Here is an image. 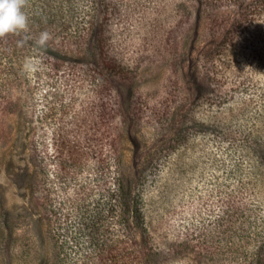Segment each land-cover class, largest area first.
Wrapping results in <instances>:
<instances>
[{
  "label": "rangeland",
  "instance_id": "obj_1",
  "mask_svg": "<svg viewBox=\"0 0 264 264\" xmlns=\"http://www.w3.org/2000/svg\"><path fill=\"white\" fill-rule=\"evenodd\" d=\"M107 1L114 6L109 5L106 13L110 24L103 33L107 37L104 43L94 42L93 37L91 42L86 36L69 35L77 28L87 32V22L79 23L87 0H75L70 12L73 16L68 23L63 21L66 30L49 31L53 39L43 55L21 50L9 74L1 71L0 93L5 98L0 100V264H31L33 246L37 251L35 264H45L47 259L44 225L35 203L40 185L31 161L33 140L41 137L45 153L51 154L57 144L61 148L58 139L68 140L64 134L70 127L69 138L78 140V157L85 164L103 163L115 145L130 174L135 142L150 143L167 134L161 131L160 116L175 109L176 116L196 97L195 90L201 91L192 85L190 75L201 80L205 41L216 24L237 8L235 0ZM99 14L98 19L103 15ZM51 26L61 30L64 24L61 20ZM260 28L253 24L239 29L230 52L216 67L221 89L235 88L239 83L251 87L264 79ZM13 37L12 43L21 39ZM16 47L12 45L7 51H16ZM112 56L131 71L123 79L120 95L115 96L99 89L97 73L89 71L100 68L102 58ZM26 59L36 62L30 72L23 71ZM202 81L208 91L212 83ZM117 95L122 96L119 104ZM199 103L197 121L220 119L217 105L202 99ZM135 109H139L138 119L131 125ZM63 125L67 127L61 128ZM228 181L227 190L238 185ZM214 185H204L199 198L197 193L191 194L193 191L176 197L177 211L168 229L172 250L169 260L161 264H264V235L260 230L264 228V203L256 224L238 218L233 229L225 231L226 224L217 218L221 200L215 196L216 189L212 191ZM257 250L258 258L254 254Z\"/></svg>",
  "mask_w": 264,
  "mask_h": 264
},
{
  "label": "trees",
  "instance_id": "obj_2",
  "mask_svg": "<svg viewBox=\"0 0 264 264\" xmlns=\"http://www.w3.org/2000/svg\"><path fill=\"white\" fill-rule=\"evenodd\" d=\"M74 1L29 0L25 11L29 16L30 43L17 46L12 43L11 34L0 39V74L2 70H5L3 75L9 74L15 55L21 50L43 55L46 49L36 46L34 37L44 30L54 34L64 32L67 24L63 21L68 23L73 16L70 12H73ZM110 3L87 0V7L79 18V23L87 22V32L77 28L69 35L86 36L90 41L93 37L94 42L104 43L107 37L103 33L110 24L106 13L109 14V5L114 6ZM235 5V13L216 24L205 41L201 80L190 75L192 85L201 91L195 90L196 97L176 116V109L172 114L167 113L168 116H160L161 131H168L167 134L150 143L135 142L130 174L115 145L109 148L103 163L85 164L78 157V140L69 138L70 127L64 134L68 140L58 139L61 148L57 144L51 154L45 153L41 137L33 140L31 161L40 185L35 203L40 209L47 241L45 264H161L168 261L172 250L168 229L177 211L176 197L193 191L191 194L197 193L199 198L202 188L209 183L215 184L212 191L216 189L215 196L219 195L221 200L217 218L221 224H226L225 231L232 230L238 218L256 224L262 217L264 79L251 87L239 83L235 88L223 90L218 84L221 81L216 76V67L230 52L239 29L261 25L264 40V0H235ZM99 13L103 14L100 19L97 18ZM61 20L63 29L51 26ZM12 45L17 46L16 51H7ZM99 63L100 68L91 67L89 71L92 75L97 73L99 89L102 87L115 96L131 71L114 57L102 58ZM203 79L212 83L208 91L204 90ZM4 98L0 93V100ZM121 98L117 95L118 104ZM201 99L221 109L220 119L197 121L196 110ZM138 110L132 115L131 125L137 122ZM198 135L203 137L197 138ZM228 179L237 182L235 189L227 190ZM193 181L194 185L190 186ZM225 245H228L227 240ZM34 247L30 249L31 264L36 263ZM254 254L259 257L258 250Z\"/></svg>",
  "mask_w": 264,
  "mask_h": 264
},
{
  "label": "clouds",
  "instance_id": "obj_3",
  "mask_svg": "<svg viewBox=\"0 0 264 264\" xmlns=\"http://www.w3.org/2000/svg\"><path fill=\"white\" fill-rule=\"evenodd\" d=\"M29 5V0H0V39L8 35L21 37L17 40V46H22L27 40L31 39L29 32V16L25 9ZM52 34L41 31L34 43L40 48H45L52 40ZM36 62L26 59L23 63V71L30 72L34 69Z\"/></svg>",
  "mask_w": 264,
  "mask_h": 264
}]
</instances>
